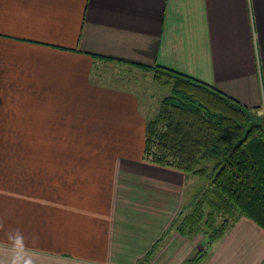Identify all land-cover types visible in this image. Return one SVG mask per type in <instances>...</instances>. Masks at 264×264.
I'll return each instance as SVG.
<instances>
[{"label": "crops", "instance_id": "0c3cea01", "mask_svg": "<svg viewBox=\"0 0 264 264\" xmlns=\"http://www.w3.org/2000/svg\"><path fill=\"white\" fill-rule=\"evenodd\" d=\"M102 62L165 65L260 106L264 0H0V264H137L157 242L145 264L199 250L195 264H264L246 216L209 243L169 228L192 176L141 158L159 100Z\"/></svg>", "mask_w": 264, "mask_h": 264}, {"label": "trees", "instance_id": "16d2710c", "mask_svg": "<svg viewBox=\"0 0 264 264\" xmlns=\"http://www.w3.org/2000/svg\"><path fill=\"white\" fill-rule=\"evenodd\" d=\"M137 65V63H135ZM169 87L144 124L141 158L204 181L169 228L219 238L239 216L264 228V115L208 83L161 64H138ZM188 193V192H187ZM157 242L138 261L145 264ZM199 250L183 264H195Z\"/></svg>", "mask_w": 264, "mask_h": 264}, {"label": "rangeland", "instance_id": "374dc122", "mask_svg": "<svg viewBox=\"0 0 264 264\" xmlns=\"http://www.w3.org/2000/svg\"><path fill=\"white\" fill-rule=\"evenodd\" d=\"M101 66L106 69L105 72L107 73V75L116 74L117 79L119 77L120 79H122L124 83L128 82L130 89L137 91L140 94L141 98L146 100V103L149 102L150 100H153L154 98H156V100H159L163 95L169 92V87L160 85L154 82L152 79L151 73L149 71H146V69L142 67H135V66H130V65L128 66L118 65L113 62H107V63L102 62ZM95 74L98 75L96 71L94 72L92 71L93 78ZM116 78H114V80ZM151 105H153V103ZM248 108L250 110H254V109H251L250 107ZM154 111H156V108L154 109ZM256 111H258L259 114L262 113L264 115V104L260 105L258 109H256ZM2 122H4L3 126L1 125ZM11 124H12L11 120L0 121V131L3 127L5 134L11 133L12 131ZM38 132H43V131H38ZM46 139L48 141L50 137L48 136L46 137L43 134H38L34 136H23L22 134H20L19 142H20V146L22 147L23 143H29V142L39 143L40 140L45 141ZM11 140H12V137H9L7 135L4 136L0 132V145L3 143V141H5L6 143L7 142L11 143ZM7 154L8 153H6V155ZM9 158L11 159V156ZM203 183L204 181L202 179H198L196 176H192V181L189 180L187 183L188 193L185 195L184 200L188 197L189 194L194 192V189H196L197 187H199L200 184H203ZM190 185L192 186L190 187Z\"/></svg>", "mask_w": 264, "mask_h": 264}]
</instances>
